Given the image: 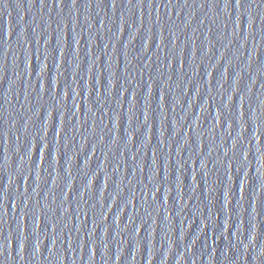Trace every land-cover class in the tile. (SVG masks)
I'll list each match as a JSON object with an SVG mask.
<instances>
[{
	"label": "water",
	"instance_id": "95a60500",
	"mask_svg": "<svg viewBox=\"0 0 264 264\" xmlns=\"http://www.w3.org/2000/svg\"><path fill=\"white\" fill-rule=\"evenodd\" d=\"M0 264H264V146L166 0H0Z\"/></svg>",
	"mask_w": 264,
	"mask_h": 264
},
{
	"label": "snow or ice",
	"instance_id": "6c2138e0",
	"mask_svg": "<svg viewBox=\"0 0 264 264\" xmlns=\"http://www.w3.org/2000/svg\"><path fill=\"white\" fill-rule=\"evenodd\" d=\"M76 0H73V4H75ZM131 2V0H130ZM169 3H171V0H169ZM185 3H187V0H185ZM205 3H207V0H205ZM241 3V0H235V6L239 7ZM229 4H232V0H225V6L227 7Z\"/></svg>",
	"mask_w": 264,
	"mask_h": 264
}]
</instances>
